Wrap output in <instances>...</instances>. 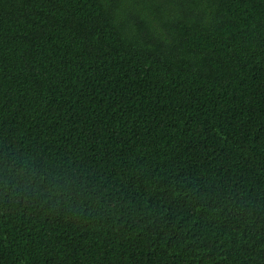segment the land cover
Listing matches in <instances>:
<instances>
[{
	"label": "trees",
	"instance_id": "1",
	"mask_svg": "<svg viewBox=\"0 0 264 264\" xmlns=\"http://www.w3.org/2000/svg\"><path fill=\"white\" fill-rule=\"evenodd\" d=\"M0 264H264V0H0Z\"/></svg>",
	"mask_w": 264,
	"mask_h": 264
},
{
	"label": "clouds",
	"instance_id": "2",
	"mask_svg": "<svg viewBox=\"0 0 264 264\" xmlns=\"http://www.w3.org/2000/svg\"><path fill=\"white\" fill-rule=\"evenodd\" d=\"M0 193L27 200L29 197L56 198L68 195L64 182L21 160L0 168Z\"/></svg>",
	"mask_w": 264,
	"mask_h": 264
}]
</instances>
